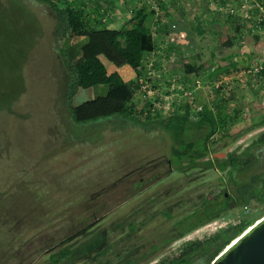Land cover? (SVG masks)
Here are the masks:
<instances>
[{"label":"rangeland","instance_id":"obj_1","mask_svg":"<svg viewBox=\"0 0 264 264\" xmlns=\"http://www.w3.org/2000/svg\"><path fill=\"white\" fill-rule=\"evenodd\" d=\"M53 2L60 8L71 4L82 9L85 15L92 14L96 6H101L96 18L100 20L103 16L107 23L102 19L97 30L100 31L99 36L104 38L103 34L106 33L103 30L110 23L104 7L110 4L122 7L123 2L130 4L133 0ZM143 3L157 7L155 0H143ZM55 28L54 14L48 5L33 0H0V264H43V259L34 255L37 248H41L38 244L48 235L51 227L54 231L63 224L64 221L59 216L66 214L60 212L50 215L52 222L48 226L46 209L56 208L58 204L63 206L73 197L84 196L83 190L92 188L97 181L101 183V188L109 186L111 180L120 178L123 173L125 175L140 164L167 156L173 146L172 140L167 134V137L163 134V129L158 125L145 127L120 117L100 119L83 125L74 124L64 101L66 70L54 46L68 60L67 56L73 53L76 45L71 44L69 47L68 38L55 41ZM187 29H190V24ZM189 33L191 35L187 39L172 34L167 39L170 41L166 42L160 53L162 55L166 50H171L170 59L161 58L165 68H156L159 59L154 56L150 62H154L155 69L148 64L143 69L142 84L144 86L146 83L153 89L151 92L158 94L159 105L156 107L161 118L168 116L176 100L177 106L187 101L181 97L186 90H192V95L188 97L192 101V110H198L204 102L207 103L211 91L208 88L211 82L207 78V72L214 65L228 59L237 68L263 57L260 41L246 38L249 41L246 56L233 60L232 54H237L238 51L233 46H223L219 41V30H215L209 38L204 33L201 36L197 26H193ZM221 40L224 41L223 38ZM170 42L178 46L170 47ZM163 43L160 40L161 46ZM184 44H187L186 53L181 50V45ZM106 47L108 48L103 53L114 63L111 64L102 57L105 66L107 65V69H114L128 81L127 73L131 71L130 68L115 51L108 45ZM68 50L70 54L67 53ZM181 51L183 56L179 57L178 53ZM196 54L200 59L197 60ZM186 61H198L205 66V70L208 69L203 73L202 85L197 89L193 88V83L189 84L192 79L190 76L183 78V65ZM182 83L191 89L182 90ZM230 88L224 94L228 100L227 111L233 114V110L237 109L238 114H234L235 118L227 129V138H221L220 134L214 137L217 142L204 161L223 159L228 152L237 148L241 151L256 134L264 130L263 127L241 135L236 142L230 143L232 136L241 134L254 121L264 117V82L253 80L252 77H241L234 80ZM153 93L149 92L147 96ZM139 94V91L135 93L137 110L145 102ZM85 100L79 92L73 97L71 105H79ZM155 166L156 168L151 166L152 169L142 170L129 178L131 181L141 180L142 184L136 196L121 205L123 211L133 208L146 210L151 207L149 211L155 214L160 205L148 207L144 202L146 198L157 195L166 188L184 185L186 181L181 194H186L190 199L200 192L208 194L214 190L213 195H216L223 189L219 171L201 167L192 169L185 175L164 162ZM108 197L112 198V195ZM108 197L104 194L101 196L103 199ZM263 213L264 204L255 201H251L246 208H233L227 212L228 216L218 218L169 244L159 254V258L148 264H155L164 257L178 253L185 242L207 239L222 228L255 219ZM70 214L73 215V212ZM162 221L163 218L158 216L149 225V229L157 230L156 227ZM170 225L171 222H167L162 230ZM33 255L34 259L31 260Z\"/></svg>","mask_w":264,"mask_h":264},{"label":"trees","instance_id":"obj_2","mask_svg":"<svg viewBox=\"0 0 264 264\" xmlns=\"http://www.w3.org/2000/svg\"><path fill=\"white\" fill-rule=\"evenodd\" d=\"M33 1L48 5L53 12L56 21L55 41L62 38L69 40L73 36L87 38L73 64L64 59L63 52L54 46L66 70L64 101L71 121L83 125L100 119L120 117L145 127L158 125L173 143L167 156L140 164L125 175L123 173L120 178L111 180L109 186L101 188V183L97 181L92 188L83 190L84 196L73 197L63 206L58 204L56 208L46 209L48 218L60 212L66 214L59 216L63 224L54 231L51 227L48 235L38 244L41 248H37L34 255L43 259V264H148L159 258V254L169 244L218 218L228 216L229 210L246 208L251 201L264 204V130L256 134L241 151L237 148L228 152L223 159L204 161L217 142L214 137L220 134L221 138H227V129L238 114L237 109L233 110V114L227 111L228 100L224 94L230 90L213 86L216 78L229 74L235 68V63L214 65L212 69H207V78L212 88L208 102L201 105L199 110H192V101L188 100L189 96L183 95L181 97L187 100L183 102L188 103L187 108L177 106L176 100L168 116L161 118L156 107L159 105L158 94L147 96L145 91L140 90L142 84L139 83V78L144 77L145 57L152 54L157 46L156 34L145 24L146 19L155 12L152 4L143 3L141 9L133 10L132 24L128 28H105L106 31H103L106 35L102 33V38L98 28L82 9L71 4L60 8L53 0ZM228 40L222 44L231 48L233 41ZM106 45L134 72V80L127 81L116 71L110 72L107 69L101 58L111 64L114 62L103 53L108 48ZM184 45H181V50L186 53L187 44ZM183 69L184 78L190 76L192 79L189 84L193 83L194 88V82L202 80L206 68L199 62L186 61ZM252 79L264 82V69ZM95 86H104L106 94L93 101L71 105L78 90ZM186 89L191 88L182 87V90ZM137 91L145 100L140 110H137L135 104ZM263 127L264 117H261L241 134L232 136L230 143L236 142L241 135ZM162 162L174 166L176 172L185 175L201 167L219 171L223 189L216 195H213L214 190L208 194L200 192L190 199L186 194H181L186 181L184 185L166 188L146 198L144 202L148 207L160 205L155 214L149 211L151 207L146 210L133 208L123 211L121 205L134 198L142 184L141 180L131 181L129 178L142 170L152 169L153 166L156 168L155 165ZM103 194L106 197L112 195V198L103 199ZM158 216L163 218V223L156 227L157 230L149 229V225ZM263 216L264 213L255 219L222 228L207 239L185 242L178 253L164 257L155 264H211L219 253ZM51 222L49 218L48 226ZM167 222H171V225L162 230Z\"/></svg>","mask_w":264,"mask_h":264},{"label":"crops","instance_id":"obj_3","mask_svg":"<svg viewBox=\"0 0 264 264\" xmlns=\"http://www.w3.org/2000/svg\"><path fill=\"white\" fill-rule=\"evenodd\" d=\"M125 1V0H124ZM141 1V3H140ZM157 7L152 5V10L155 11L153 15H150V18L146 19V26L153 29V32L156 34L157 46L154 52L145 57L144 67L146 64L150 65V67L154 68V62H150L151 58L154 56L157 57L158 64H156V68H165L163 61L161 58L171 57V50H166L162 55L163 51H161L162 47H165L166 42L168 43L170 40H167L170 35H177L181 39L185 37L188 38L191 35L189 32L193 26H197L199 28V34L204 33L206 38L212 36L215 30H219V41L223 43L224 41H229L228 39H232L234 49H237V54L233 53V60L237 58H242L246 56L245 51L247 52L249 48L246 45H249V41H260L262 31L258 32L256 30V19L254 17L260 13L256 8L255 4L258 3L259 6L264 9V0H247L248 6L245 11H240L239 6L245 2L246 0H155ZM143 5V0H133L130 4L127 2H123L122 7H117V5H108L104 7L107 10L108 18L110 23L106 24L107 29L114 30H123L131 26L132 24V11L135 9H141ZM101 6H96L93 9V13L87 14V18H89L95 27L102 22L103 16L99 19L96 18V13ZM104 9V10H105ZM120 9V10H118ZM235 14H231V10H236ZM147 11L149 9H146ZM117 11V12H116ZM229 11V12H228ZM103 14V15H107ZM104 20V19H103ZM106 20V19H105ZM104 20V21H105ZM107 23V20L104 22ZM190 24V29H187V25ZM260 26H264V22L259 24ZM171 32V33H169ZM172 36V37H173ZM224 39L222 41L221 39ZM160 40L164 43L161 46ZM70 45H76V48L73 50L71 55L67 56V59L70 63H75L76 59L81 53V48L87 42L86 37H73L69 40ZM246 42V44H245ZM261 42V41H260ZM173 44L170 42L169 46L171 47ZM161 46V47H160ZM175 47V45H173ZM172 46V47H173ZM186 50V49H185ZM69 50H68V52ZM179 57H182L181 52L178 53ZM185 55V54H184ZM239 55V56H238ZM77 56V57H76ZM177 56V53H176ZM76 57V58H74ZM197 60L200 59V56L196 54ZM170 61V60H169ZM198 62V61H197ZM231 61L226 59L224 62H220L219 65L230 64ZM163 66V67H162ZM205 68V66H204ZM155 69V68H154ZM212 69V68H211ZM113 72V70H110ZM207 70H204L205 73ZM156 73V70H155ZM129 80H134V72L130 71L127 73ZM170 76V75H168ZM184 78V77H183ZM182 78V79H183ZM184 83H182L183 85ZM106 88L104 86H95L89 89H80L77 93L80 92L82 99L86 98L84 102L96 100L100 96H104L106 94ZM83 103V102H82ZM81 104V103H80ZM188 103H182L180 107L187 108ZM206 104L205 102L203 105Z\"/></svg>","mask_w":264,"mask_h":264},{"label":"water","instance_id":"obj_4","mask_svg":"<svg viewBox=\"0 0 264 264\" xmlns=\"http://www.w3.org/2000/svg\"><path fill=\"white\" fill-rule=\"evenodd\" d=\"M211 264H264V216L232 241Z\"/></svg>","mask_w":264,"mask_h":264},{"label":"built area","instance_id":"obj_5","mask_svg":"<svg viewBox=\"0 0 264 264\" xmlns=\"http://www.w3.org/2000/svg\"><path fill=\"white\" fill-rule=\"evenodd\" d=\"M251 2H253V0H251ZM248 3L247 0L245 2H243L240 6H239V10L240 11H245L247 9ZM255 8L260 12L258 13L254 19H256V30L258 32L262 31L261 33V38H260V43L262 45V53H263V57L262 59H259L258 61L254 62V63H250V64H242L240 66H238L237 68H235L234 70H232L229 74H226L224 76L218 77L215 79L213 86L215 88L218 87H225V89L230 90L231 85L233 83L234 80L239 79L241 77H254L256 75H258L263 69H264V26H260V22L263 23L264 22V13L262 11V8L259 6L258 3H256ZM237 11L236 10H231L230 13L231 14H235ZM229 12V11H228ZM139 83L142 84V80L141 78L139 79ZM201 80H196L194 82V88L197 89L201 86ZM208 88H212V86H209ZM141 90L145 91L146 94L147 93H153L151 91H153V89H150V87L147 86V84L145 83V85L143 86V84L141 85ZM192 90H186L184 91L183 95L186 96H191L192 95ZM154 94V93H153ZM152 94V95H153ZM201 107L198 108V110ZM215 223V222H214ZM213 223V224H214ZM226 224V223H225Z\"/></svg>","mask_w":264,"mask_h":264}]
</instances>
